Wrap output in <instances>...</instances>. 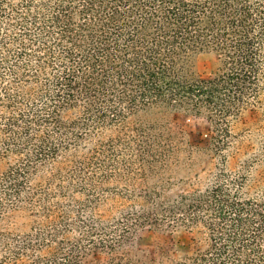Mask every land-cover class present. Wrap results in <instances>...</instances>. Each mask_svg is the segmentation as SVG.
I'll return each instance as SVG.
<instances>
[{
    "label": "trees",
    "instance_id": "trees-1",
    "mask_svg": "<svg viewBox=\"0 0 264 264\" xmlns=\"http://www.w3.org/2000/svg\"><path fill=\"white\" fill-rule=\"evenodd\" d=\"M203 51L219 59L208 77L194 67ZM160 108L204 115L214 133L197 146L138 119ZM245 108L264 120V0H0V221L32 216L23 233L0 226V264H84L151 214L203 236L159 264H264V123L227 166L229 120ZM203 154L217 158L208 184L161 198ZM132 163L144 203L104 222L108 197L134 194L109 185Z\"/></svg>",
    "mask_w": 264,
    "mask_h": 264
},
{
    "label": "rangeland",
    "instance_id": "rangeland-1",
    "mask_svg": "<svg viewBox=\"0 0 264 264\" xmlns=\"http://www.w3.org/2000/svg\"><path fill=\"white\" fill-rule=\"evenodd\" d=\"M218 55L214 51H203L195 56V71L201 77L210 76L218 66ZM138 119L154 122L170 132L181 136L192 145L205 146L209 137L214 133L213 123L204 115H196L183 110L155 109L140 113ZM133 117L125 121V129L133 125ZM264 120L260 112L254 108H245L238 115L229 120L231 137L227 148V166L236 167L242 160L250 155L251 148L248 145L254 140L256 129L263 125ZM132 151L122 150L123 158L131 159ZM217 158L203 154L191 167L171 172L169 187L162 193L161 198H170L178 193H185L194 189H202L211 179ZM6 160L0 159V172L5 168ZM259 168V167H258ZM257 168V169H258ZM256 167L251 170L249 184L256 176ZM119 178L109 182V185H118L120 188L127 187L129 194L124 199L118 200L110 196L107 202L96 210V215L104 218L119 216L120 213L129 209L130 204L144 203L143 197L137 196L142 190L144 182L137 175V166L132 163L130 171L122 169L120 165ZM122 174L124 175L122 177ZM132 175L135 179L128 180ZM36 178H33L35 182ZM250 187L249 189H251ZM145 209L152 213L153 205L146 204ZM32 216L23 211L11 212L3 217L0 226L14 233H23L31 223ZM149 221L133 230L122 243L113 249L91 247L79 259L84 264H98L110 259L124 257L136 264H159L160 261L168 262L171 258L189 253L199 245H202L203 236L199 226L184 227L180 225H168L154 220L153 215ZM75 234V233H74Z\"/></svg>",
    "mask_w": 264,
    "mask_h": 264
}]
</instances>
